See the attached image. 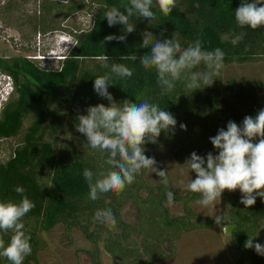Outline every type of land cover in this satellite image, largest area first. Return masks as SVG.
Here are the masks:
<instances>
[{
	"label": "trees",
	"instance_id": "trees-1",
	"mask_svg": "<svg viewBox=\"0 0 264 264\" xmlns=\"http://www.w3.org/2000/svg\"><path fill=\"white\" fill-rule=\"evenodd\" d=\"M43 1L28 20L42 34L51 10L76 9ZM88 1L89 27L69 31L75 45L52 67L0 58L13 85L0 142L15 141L0 160V264H36L41 235L57 225L91 246V264L101 253L113 264H158L182 235L216 224L189 207L216 196L228 209L218 220L232 227L233 264H264V88L221 78L225 66L264 61V0ZM160 146L195 171L183 196L143 180ZM228 167L240 174L239 200L219 189ZM170 203L181 214L171 216ZM126 204L132 224L119 217Z\"/></svg>",
	"mask_w": 264,
	"mask_h": 264
},
{
	"label": "rangeland",
	"instance_id": "rangeland-1",
	"mask_svg": "<svg viewBox=\"0 0 264 264\" xmlns=\"http://www.w3.org/2000/svg\"><path fill=\"white\" fill-rule=\"evenodd\" d=\"M43 0H11L10 11H5L3 6L8 0H0V58L24 57L31 59L37 66L48 68L56 63L55 51L60 50L62 42H58L56 32L52 28L70 30H85L91 23L89 12L93 6L88 0H53L62 2L64 6H76L73 12H66L65 7L59 11L51 10L47 16L53 27L45 33L33 31L28 20L40 11L38 5ZM51 1V0H47ZM8 2V3H9ZM45 2V1H43ZM46 3V2H45ZM61 25V26H60ZM56 56V55H55ZM221 78H233L241 83L256 82L264 88V61L246 63L242 65H228L221 69ZM263 88L257 87L254 92L262 93ZM15 143L13 140L0 142V160H5L10 148ZM255 156V155H254ZM253 156V157H254ZM257 157V155H256ZM249 165V158L246 159ZM138 169L139 163L134 165ZM195 171L188 165H181L174 161L164 146L157 149V162L143 175L144 182L149 186L164 183L169 185L176 195L183 196L190 186V181ZM221 192L234 200H239L240 194L237 186L240 174L236 168L228 167L219 170ZM193 189L200 196L196 182ZM191 210L201 219L217 220L215 225L204 230H196L182 235L173 243L174 252L166 260L158 264H233L238 254L232 249L229 234L224 233L219 217L226 215L228 209L220 196L210 199L195 200L189 203ZM171 216L181 214V205L170 203L166 205ZM121 221L126 224L134 222V207L126 204L119 212ZM108 222L99 221L102 229L112 232ZM257 240L264 250V224L257 229ZM45 248L38 253L36 264H91L86 251L91 246L85 242L77 232H72L69 239L62 234V227L57 225L51 231L42 234ZM71 241L72 245H68ZM33 264V263H30ZM100 264H113L101 253Z\"/></svg>",
	"mask_w": 264,
	"mask_h": 264
},
{
	"label": "clouds",
	"instance_id": "clouds-1",
	"mask_svg": "<svg viewBox=\"0 0 264 264\" xmlns=\"http://www.w3.org/2000/svg\"><path fill=\"white\" fill-rule=\"evenodd\" d=\"M58 42H62L60 50L55 51V61L62 60L65 55L74 47L76 40L67 31H55ZM13 93V85L9 76L0 72V111L2 107L7 103L9 96Z\"/></svg>",
	"mask_w": 264,
	"mask_h": 264
},
{
	"label": "water",
	"instance_id": "water-1",
	"mask_svg": "<svg viewBox=\"0 0 264 264\" xmlns=\"http://www.w3.org/2000/svg\"><path fill=\"white\" fill-rule=\"evenodd\" d=\"M231 230H232V227H227L224 229V233L228 235Z\"/></svg>",
	"mask_w": 264,
	"mask_h": 264
},
{
	"label": "flooded vegetation",
	"instance_id": "flooded-vegetation-1",
	"mask_svg": "<svg viewBox=\"0 0 264 264\" xmlns=\"http://www.w3.org/2000/svg\"><path fill=\"white\" fill-rule=\"evenodd\" d=\"M225 229V228H224Z\"/></svg>",
	"mask_w": 264,
	"mask_h": 264
}]
</instances>
